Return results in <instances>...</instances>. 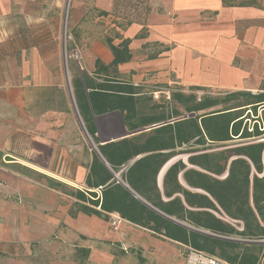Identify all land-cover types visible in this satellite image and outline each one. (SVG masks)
<instances>
[{
    "label": "crops",
    "instance_id": "obj_1",
    "mask_svg": "<svg viewBox=\"0 0 264 264\" xmlns=\"http://www.w3.org/2000/svg\"><path fill=\"white\" fill-rule=\"evenodd\" d=\"M248 1L257 4L143 0V17L129 18L130 24L115 28L123 39L131 40L132 57L118 66L120 78L148 93L190 87L258 93L264 80V0ZM41 6V0H0V264H115L134 249L140 252L139 264H183L182 244L121 217L113 228L96 215L73 216L68 211L75 198L47 184L50 178L68 188L84 189L94 150L87 147L72 120L60 70L48 65L47 53L38 42L20 38V19L26 25L50 19L58 27L54 19L58 10ZM120 41L114 38V43ZM88 48L93 57L82 67L70 63L71 77L81 69L91 73L96 57L105 64L112 60L101 40ZM93 123L100 142L122 138L127 132L118 111L94 116ZM177 158L159 172L160 188L162 174ZM51 236L59 251L54 257L59 259L42 251L36 256L42 261H37L34 246Z\"/></svg>",
    "mask_w": 264,
    "mask_h": 264
},
{
    "label": "trees",
    "instance_id": "obj_2",
    "mask_svg": "<svg viewBox=\"0 0 264 264\" xmlns=\"http://www.w3.org/2000/svg\"><path fill=\"white\" fill-rule=\"evenodd\" d=\"M222 1L223 6L257 4ZM115 37L121 41L114 43ZM115 37L102 40L111 51L110 63L96 57L91 73L81 69L71 77L76 109L102 158L92 152L84 189L50 178L47 184L75 198L68 211L73 216L81 212L108 220L117 212L155 236L231 264H264V244L237 239L264 238V141H244L264 132L257 123L248 129L249 112L255 116L264 104V80L255 94L229 91L199 101L193 93L172 90L171 99L183 112L169 114L164 103L120 78L118 66L132 57L131 40ZM111 111L119 112L126 131L136 133L100 142L93 118ZM234 140L239 142L230 144ZM181 155L185 161L180 157L169 164L160 188L159 172Z\"/></svg>",
    "mask_w": 264,
    "mask_h": 264
},
{
    "label": "rangeland",
    "instance_id": "obj_3",
    "mask_svg": "<svg viewBox=\"0 0 264 264\" xmlns=\"http://www.w3.org/2000/svg\"><path fill=\"white\" fill-rule=\"evenodd\" d=\"M41 5L44 10L50 9L51 12L52 10H58V17L54 16V19L57 18L59 21L58 27H55L50 19H35L34 21H37L35 25L31 23L26 25V22L20 19L18 21L19 29L23 33L20 34V38L33 43L38 42L41 49L47 53L48 65L60 70L65 100L70 105L72 120L77 125L87 147L90 151H93V141L86 135L84 126L81 124L74 107L73 96L71 95L70 63L75 67L84 66L87 58L93 57L87 50L89 45L97 39L102 41L106 36H117L118 31L115 28H122L129 18H142L145 4H143V0H41ZM101 11H106L107 14L103 15ZM73 52L78 54V60H75L73 56L70 57ZM158 101L164 103V94ZM166 106H168L167 112L169 114L172 110L183 112L182 108L171 97ZM249 119L251 122L252 118ZM238 142L234 140L230 144ZM180 157L184 159L186 156L181 155ZM32 181L38 183L35 180ZM2 186L0 181V194L2 193ZM54 241L55 239L51 236L39 242V244L35 243L34 258L37 261H42V258L36 256L43 251L57 261L59 258H55L54 255H57L59 251H55ZM71 248L68 245L67 252ZM134 250L136 252L130 251L124 254L115 264H139L137 256L140 252ZM180 250V253H182V249ZM168 251L172 252L171 249H168ZM61 255L64 257L63 253ZM181 255L183 257V254H180V259ZM64 260H66V257Z\"/></svg>",
    "mask_w": 264,
    "mask_h": 264
},
{
    "label": "built area",
    "instance_id": "obj_4",
    "mask_svg": "<svg viewBox=\"0 0 264 264\" xmlns=\"http://www.w3.org/2000/svg\"><path fill=\"white\" fill-rule=\"evenodd\" d=\"M71 56H73V58L75 60H78V54L76 52H73L72 55H70V57ZM135 86H139V85L136 84ZM179 91L186 92V93H193L196 96V99L198 101L202 96H214L217 94H223V93H219L216 91L213 92L210 90H206V89L200 88V87H199V89H194V90L184 89V90H179ZM171 92H172V89L169 90V89H164V88H156L155 90L151 91L149 94L151 95V97L154 101L159 100L161 98L162 94H164V105L166 106L167 103L170 101ZM263 113H264V104L259 107V110L257 111V114L255 116H253L252 113L249 112V114H250L249 118H252L251 122L249 120V127H248L249 130L252 129L253 123H257L259 128L263 129V127H264ZM186 115L187 114H185V116ZM253 118H255V119L253 120ZM146 129H149V127ZM244 141L257 142V143L260 141H264V132L262 135H260V137L246 138ZM108 217H109L108 218L109 225L113 228L117 227V224L120 222L119 214L117 212L109 213ZM238 223H239V225L237 226V228L239 230H241L242 229V223L239 221H238ZM237 239L240 241L247 242V243L248 242H256V243L264 244V238L259 239V240L242 239V238H237ZM182 254H183V264H231V263H229V262H227L221 258L210 255L206 252H202L200 250H197L190 245L189 246L183 245Z\"/></svg>",
    "mask_w": 264,
    "mask_h": 264
},
{
    "label": "water",
    "instance_id": "obj_5",
    "mask_svg": "<svg viewBox=\"0 0 264 264\" xmlns=\"http://www.w3.org/2000/svg\"><path fill=\"white\" fill-rule=\"evenodd\" d=\"M84 131H85V133H86V135L88 136V134H87V132H86V130L84 129ZM134 133H136V132H126L125 134H124V137H127V135H129V134H134ZM94 146V145H93ZM94 149V152L97 154V155H99L100 157H101V155H100V153H98V151H97V149L95 148V146L93 147ZM102 158V157H101ZM116 177L118 178V180L119 181H121L120 180V178L118 177V175H116Z\"/></svg>",
    "mask_w": 264,
    "mask_h": 264
}]
</instances>
